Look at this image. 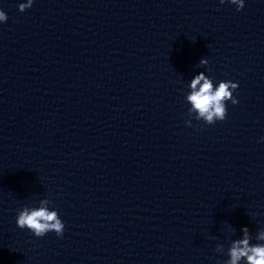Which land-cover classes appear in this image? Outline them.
I'll list each match as a JSON object with an SVG mask.
<instances>
[{
  "label": "clouds",
  "instance_id": "obj_1",
  "mask_svg": "<svg viewBox=\"0 0 264 264\" xmlns=\"http://www.w3.org/2000/svg\"><path fill=\"white\" fill-rule=\"evenodd\" d=\"M221 4L225 0H219ZM228 3L236 5V10L244 8V0H227ZM33 4V0H26L18 5L19 12L23 13ZM6 13L0 10V22H6ZM207 59H201L200 65H207ZM199 86V87H198ZM238 83L232 81H220L214 87L212 80L204 73L196 75L191 80V94L187 100L191 103L189 113L195 111L198 115L197 120H203L207 125H213L217 121H223L227 117L226 101H231L233 105L239 101L233 96V92L238 88ZM186 125L191 126V121L186 120ZM264 139V138H262ZM49 199L39 201L38 207L24 206L18 211L16 224L20 229L27 228L36 237H44L49 232H55L57 237H63L65 225L60 219L56 210H50ZM242 238L233 240L227 249L226 255L229 257L223 264H264V230L258 231L255 235L256 244L250 243L253 236L247 227H243ZM215 251L224 253V246L217 244Z\"/></svg>",
  "mask_w": 264,
  "mask_h": 264
}]
</instances>
